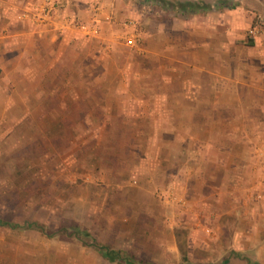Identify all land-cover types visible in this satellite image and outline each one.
Returning a JSON list of instances; mask_svg holds the SVG:
<instances>
[{
    "label": "rangeland",
    "instance_id": "rangeland-1",
    "mask_svg": "<svg viewBox=\"0 0 264 264\" xmlns=\"http://www.w3.org/2000/svg\"><path fill=\"white\" fill-rule=\"evenodd\" d=\"M193 1L195 9L183 8L186 0H125L132 15L123 19L143 34L150 13L239 14L238 0ZM91 8L88 19L72 16L71 50L50 47L39 59L42 84L55 74L54 98L70 103L40 101L39 109L54 106L56 117L38 136L31 126L0 135V219L43 226L0 224V264H125L109 260L93 239L140 264H264V194L233 193L231 185L244 183H223V176L210 185L183 179L177 150L165 147L176 142L168 113L175 103L161 102L164 88L146 85L155 77L139 52L144 38L130 45L126 25L99 35L100 3ZM252 27L264 39V18ZM82 230L89 233L83 239Z\"/></svg>",
    "mask_w": 264,
    "mask_h": 264
},
{
    "label": "crops",
    "instance_id": "crops-1",
    "mask_svg": "<svg viewBox=\"0 0 264 264\" xmlns=\"http://www.w3.org/2000/svg\"><path fill=\"white\" fill-rule=\"evenodd\" d=\"M97 1L99 35H108L120 25H126L132 35V27L126 23L129 18L123 19L132 15L125 0ZM238 1V15L210 13L202 18L181 14L158 19L146 14L145 31L138 38H144L139 52L153 66L150 77L155 79L147 82V87L164 88L161 102L175 103L168 113L175 120L170 131L176 144L165 147L177 150V160L184 168L178 173L183 179L196 177L201 184L210 185L223 176V183H244V188L231 185L228 189L233 193L255 192L260 196L264 194V39H259V30L252 24L256 18H264V0ZM92 2L53 0L48 4L49 14L39 19L26 14H41L45 0H0V135L31 126L38 136L42 123L56 117L55 107L47 105L41 110L40 101L70 103L54 98L58 85L55 74L46 78L45 86L50 89L41 90L45 82L42 84L39 74V59L41 51L50 47L56 50L61 45L71 50L76 32L70 26L72 16L77 13L88 19ZM53 68L51 63L49 72L55 73ZM157 72L164 77L158 79ZM51 91L52 101L46 97ZM79 97L89 101L88 96Z\"/></svg>",
    "mask_w": 264,
    "mask_h": 264
},
{
    "label": "trees",
    "instance_id": "trees-1",
    "mask_svg": "<svg viewBox=\"0 0 264 264\" xmlns=\"http://www.w3.org/2000/svg\"><path fill=\"white\" fill-rule=\"evenodd\" d=\"M183 8H197L198 3L192 2V1H186L185 3L181 4ZM253 41V40H251ZM250 42V40H249ZM0 224L1 225H7L11 228H20V227H43L41 226V224L38 223H34V222H29V223H24V224H19V223H15V222H11V221H6V220H2L0 219ZM44 229V228H43ZM78 236L83 239V236H88L89 233L87 231H78L77 232ZM94 246H96L99 250H101L104 254V256H106L109 260L111 261H123L125 264H140L138 261L134 260L130 255H127L125 252H122L119 249H113L110 248L108 246H105L103 244H100L98 242H96L95 239H93V241L91 242ZM249 264H260L257 261H253L251 259L248 260Z\"/></svg>",
    "mask_w": 264,
    "mask_h": 264
},
{
    "label": "built area",
    "instance_id": "built-area-1",
    "mask_svg": "<svg viewBox=\"0 0 264 264\" xmlns=\"http://www.w3.org/2000/svg\"><path fill=\"white\" fill-rule=\"evenodd\" d=\"M50 1H53V0H45V5L42 7V10H41V14H39L38 12H30V13H27L26 15L29 17H32V18H39V19H44L46 18V16L49 14V2ZM56 1V0H55ZM33 15V16H32ZM136 22L135 21H130L129 23H127V25H131V26H134L135 27V24ZM79 28H82L83 30H86L87 29V26L82 24V25H79ZM139 33H137V31H134L132 33V37H130L128 39V43L132 46H136L138 44V41H139Z\"/></svg>",
    "mask_w": 264,
    "mask_h": 264
}]
</instances>
